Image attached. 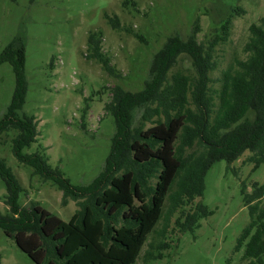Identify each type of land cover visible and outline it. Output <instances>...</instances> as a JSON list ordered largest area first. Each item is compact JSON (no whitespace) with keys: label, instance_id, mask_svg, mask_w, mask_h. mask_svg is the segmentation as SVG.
<instances>
[{"label":"trees","instance_id":"trees-1","mask_svg":"<svg viewBox=\"0 0 264 264\" xmlns=\"http://www.w3.org/2000/svg\"><path fill=\"white\" fill-rule=\"evenodd\" d=\"M106 18L118 28L117 18ZM230 27L231 17L220 24L208 46L197 41L198 29L185 41L168 38L154 53L141 91L111 89L104 107L115 127L110 150L102 171L81 186H72L44 153H23L38 135L33 116H18L27 90L24 52L21 47L6 48L0 54V64L8 63L15 79L0 119V137L12 133L15 159L31 167L33 176L56 186L63 205L71 200L78 208L64 222L37 203L21 206L22 188L0 160V178L7 189V213L0 214V229L34 264H134L161 221L164 232L173 217L172 231L182 233L193 231L211 214L193 201L202 196L204 177L214 163L229 164L246 151L255 168L264 162V17L248 27L245 59L235 58L221 72L215 89L210 85L216 67L213 53L228 40ZM87 50L88 59L113 75L101 52L100 34L89 33ZM182 56L190 60L194 75L171 73ZM134 111L139 112L136 123ZM256 186L249 195L241 185L250 222L236 247L244 246L247 264H264V205L258 204L264 186Z\"/></svg>","mask_w":264,"mask_h":264},{"label":"rangeland","instance_id":"rangeland-1","mask_svg":"<svg viewBox=\"0 0 264 264\" xmlns=\"http://www.w3.org/2000/svg\"><path fill=\"white\" fill-rule=\"evenodd\" d=\"M117 18L112 28L108 19ZM231 17L229 38L215 47L216 65L210 76L218 89L221 72L235 58L245 59L248 27L264 17V0H0V54L21 47L27 90L18 116H33L37 138L24 154H45L72 186L90 183L103 169L114 134L113 117L105 111L111 89L137 93L149 79L151 59L172 36L187 40L198 29L197 41L208 46L220 24ZM197 24V25H196ZM101 36V52L113 75L88 59L87 37ZM194 75L190 60L182 56L171 73ZM15 87L12 67L0 64V119ZM136 123L139 112L132 113ZM148 126V125H147ZM13 134L0 137V160L18 180L19 204L29 202L68 222L78 209L62 204V194L49 181L32 175L12 154ZM43 150V151H42ZM246 151L231 163L218 161L206 172L201 203L211 213L193 231H172L174 218L158 223L148 235L134 264H247L238 239L250 217L241 193L264 186V162L255 168ZM7 189L0 178V214L7 213ZM264 205V195L258 202ZM187 209V208H186ZM163 233V236L161 234ZM166 245V247H164ZM1 264H34L0 229Z\"/></svg>","mask_w":264,"mask_h":264}]
</instances>
